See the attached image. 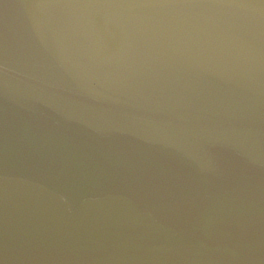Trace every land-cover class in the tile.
<instances>
[{"label": "water", "instance_id": "95a60500", "mask_svg": "<svg viewBox=\"0 0 264 264\" xmlns=\"http://www.w3.org/2000/svg\"><path fill=\"white\" fill-rule=\"evenodd\" d=\"M0 264H264V0H0Z\"/></svg>", "mask_w": 264, "mask_h": 264}]
</instances>
